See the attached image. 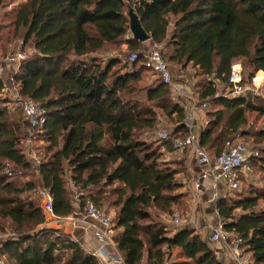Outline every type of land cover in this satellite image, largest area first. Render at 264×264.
I'll use <instances>...</instances> for the list:
<instances>
[{"label": "trees", "instance_id": "1", "mask_svg": "<svg viewBox=\"0 0 264 264\" xmlns=\"http://www.w3.org/2000/svg\"><path fill=\"white\" fill-rule=\"evenodd\" d=\"M129 9L148 41L165 45L164 59L186 75L193 97L206 103L199 145L211 159L226 141L251 135L245 129L248 114L264 117V97L219 95L234 64L244 68L243 83L264 72V0H25L11 32L22 33L33 53L12 81L21 96L43 106L45 123L32 140H43L46 147L32 170L21 149L23 113L15 108L9 114L8 101L0 99V233L13 234L0 241V252L11 264H99L79 240L42 227L37 181L49 190L58 217L73 212V188L80 206L88 199L99 208L109 204L113 240L125 264H222L193 230H170L155 220L183 202L180 175L189 153L176 150L171 139L146 137L156 131V110L172 122L171 137H185V112L156 76L153 85L137 86L140 71L150 70L143 50L127 64L99 59L107 45L121 40L129 50L140 49L142 43L129 32ZM260 90L264 93V83ZM255 135L264 137V129ZM165 153L171 154L168 162ZM260 157V151L250 156L247 176ZM29 171L36 181H13ZM247 176H238L239 186ZM215 209L225 231L241 239L250 264H264V188L218 197ZM173 250L177 260H170Z\"/></svg>", "mask_w": 264, "mask_h": 264}, {"label": "built area", "instance_id": "2", "mask_svg": "<svg viewBox=\"0 0 264 264\" xmlns=\"http://www.w3.org/2000/svg\"><path fill=\"white\" fill-rule=\"evenodd\" d=\"M164 51V44L153 43L145 47L142 53L146 65L150 67L153 74L169 86L172 94L178 101H182L180 104L185 112L184 125L187 134L185 137H171L170 133L163 132L160 135V139H171L172 146L178 151L183 149L190 151L195 163L202 167V178L210 177L212 179L213 195L211 200L216 201L218 197L217 183L223 180L228 189L232 191L237 189L239 186L238 176L250 172V156H257L258 151L252 153L244 144L237 140H228L219 155L214 159L210 158L208 153L199 145V130L195 124V112L204 110L207 105L205 102H198L185 86L187 80L184 73L179 74L177 79L172 77L169 65L163 56ZM25 58V54L19 51L9 52L2 60L0 59L1 94L8 95L10 99L9 110L18 108L23 113L27 125V139L31 143L34 130L40 128L45 123V110L39 102L29 97L21 96L18 93L12 81L13 73L8 72V69L13 66H15L16 70L19 69ZM136 59L137 54L134 52L130 53L129 60L134 61ZM226 85L225 92L219 95L234 97L244 95L247 92L258 95V91L260 90V85L255 83V77L251 79L250 84L243 83L239 64H234L231 67ZM30 158L31 169L37 170L39 160L34 156L32 150ZM7 172L8 169L5 170V173ZM198 182V180L194 182L195 188L198 187ZM71 187L73 188V186ZM73 190V202L75 204L73 212L66 217H58L53 213L49 190L42 185L36 189V196L45 220L44 225L68 224L71 232L81 231L84 235L93 237L97 241L98 246L95 250L88 249L83 243H80V246L96 257L100 264H125L113 240L114 229L112 219L102 208L97 207L89 199L80 206L77 201L79 192L75 188ZM171 221L176 228L181 225L182 216L178 210L172 212ZM229 234L232 233L225 231L223 223L218 218L211 227L209 242L218 246L222 253H227L233 264H250L251 256L243 252L241 239L234 238V241L231 243L229 241ZM6 259L5 255L0 252V264H7Z\"/></svg>", "mask_w": 264, "mask_h": 264}, {"label": "rangeland", "instance_id": "3", "mask_svg": "<svg viewBox=\"0 0 264 264\" xmlns=\"http://www.w3.org/2000/svg\"><path fill=\"white\" fill-rule=\"evenodd\" d=\"M25 0H4L3 2V6L0 7V59L2 60L9 52H19L21 51L22 53L25 54V57H29L33 51L32 48L30 47V45H24L23 44V38H22V33H20L17 36H13L12 35V23L14 20V16H15V11L18 9L19 5L22 4ZM152 43L150 41L148 42H144L141 44L140 49L137 51H132L128 49L127 44L124 42V40H121L120 42H117L116 44H112V45H107L105 48L104 52H101V55H99V59L101 60H107V58H119L122 60V62L124 64H127L130 60V53L132 52H136L139 53L142 50L145 49V47L151 45ZM239 64L240 67L242 66L241 63H236ZM169 68L171 70L172 74H175L176 71H179L178 67H176V65H173L172 63H169ZM117 68V67H116ZM243 68V67H241ZM244 69V68H243ZM11 72L13 74H15L18 69L16 70L15 66L10 67L8 69V72ZM140 75H141V81L138 83V87L139 88H144V87H148L150 85H153L156 82V77L153 74L152 70H142L140 71ZM188 88H190V86H188ZM191 91V88H190ZM219 93V91H218ZM258 96L263 98L264 97V93L262 92V90L258 91ZM0 99L1 100H6L5 102L8 101V105H7V111L10 114L12 110H9V106H10V99L8 97V95H3L1 94V90H0ZM180 103H182V101H179ZM206 108H204L205 110ZM157 114H158V121H157V126H156V131L153 134H148V136L146 137L147 140H160V135L163 132H168L170 133L171 130L173 129L172 126V122L169 121L168 119H166V117L159 111L156 110ZM247 129V131H249V133H251V135L249 136H241L238 137L236 140L242 144H244L247 149H249L252 153L255 151H260L261 153V160L260 161H256L253 165V172L251 174H248V176L246 177L245 181L243 183L240 184V186H238L236 191H232V192H224L222 193L221 196L223 197H231V196H238V194H243L244 192L247 193L250 189V187H258L259 189L264 188V137H259L256 136L255 133L258 130L264 129V117H260L258 115H256L255 113L252 114H248V126L245 128ZM24 133L27 134V127L26 130L20 134L21 137V149L22 151L25 153L26 157L30 158V154H31V150L34 153V156L39 160V162H41V159L43 158V156L45 155V147L46 144L43 140H32L31 143L28 142L27 136L24 135ZM23 136V138H22ZM145 136V135H144ZM258 151V153H259ZM258 155V154H257ZM164 161H170L168 156L163 155L162 156ZM172 159V157L170 158ZM176 159H182L181 156H177ZM191 169L188 170L186 173H183L182 175L185 177V179L187 180V182L191 183L194 179L193 174H194V168L195 167V161L193 160L191 162ZM180 175V177L182 176ZM36 174H34L32 171H29L28 173L24 174L23 177L19 178L17 180V178H15V183L17 182L18 184L23 183L24 181H28V180H35L36 181ZM41 184L40 182H36V189L38 187H40ZM236 194V195H235ZM36 195V194H35ZM37 197V196H36ZM189 207L190 205L185 202L183 200V202L176 206L170 213L168 214H162L160 212V216L158 218H155V220L157 221H162L166 227L170 230L176 229L175 226H173L172 221H171V215L172 212L174 210H178L181 213L182 216V220H186L188 221V215L186 214V212L189 211ZM207 207L208 206H204L203 209L207 212ZM102 210L107 213V215H109V217L112 219L113 215H114V211L113 209L109 206V204H106L102 207ZM211 209H208V211H210ZM238 213V212H237ZM189 216L191 217V221L194 222V220L192 219L195 217H198L199 219V224H203L202 226V233H201V238H204V235L207 234L208 237V241H209V235L211 232V227L214 225V223L216 222L214 220V218L210 216V219H207L206 217H202L200 212H199V207L198 204H194L193 209H191V213L189 214ZM204 218V219H203ZM211 219H213L211 221ZM189 222V221H188ZM187 222V223H188ZM186 222L181 223V225L178 228H181L182 226L187 227L188 229H191V227H193L194 223L191 225H187ZM58 226V225H56ZM55 226L53 225L52 227H48V228H54ZM62 228L63 231H65L66 226L61 225L60 226ZM8 229V228H6ZM8 230H6V233H0V241L3 240L5 237H9L12 236L13 234L10 232H7ZM4 232V231H3ZM75 233V232H72ZM199 233V232H198ZM231 233V232H229ZM76 236V233L73 234L72 236ZM234 235L229 234V241L232 243L234 241ZM207 241V240H206ZM214 248L215 252H220L221 249L218 246H211ZM222 252V251H221ZM224 257V258H223ZM223 257L221 258V262L222 264H233L232 260L229 258L227 253H223ZM6 258V257H5ZM179 257L177 256V250H173L171 252V259L170 260H177ZM8 260V259H6ZM7 264H11L9 261H6ZM170 262L167 261L166 264H169Z\"/></svg>", "mask_w": 264, "mask_h": 264}, {"label": "crops", "instance_id": "4", "mask_svg": "<svg viewBox=\"0 0 264 264\" xmlns=\"http://www.w3.org/2000/svg\"><path fill=\"white\" fill-rule=\"evenodd\" d=\"M146 42H148V41H146ZM32 51H33V49H32ZM181 73H183V72L178 71L175 74H172V77L174 79H177L178 75L181 74ZM258 73H262V75H263L262 79H260L259 77H257V79L260 80V86L259 87L261 88L262 85H263V83H264V72L263 71H258V72L255 73L254 77H256V75ZM185 86L188 88V86H190V84L188 82H186ZM188 90L190 91V88H188ZM180 99H182V98H180ZM195 116H196L195 117V124L197 125V129L199 130V133H200V130H201L202 126H203L204 111L203 110H199V111L195 112ZM177 153H178V151H177ZM188 153H189V155H187V159L184 161V164H185L184 165V167H185L184 169H185L186 172L191 169V167H190L191 166V162L194 160V158H193V156H192V154L190 153L189 150H188ZM165 154L169 158L171 157V154L170 153H165ZM169 158H167V159H169ZM195 167L196 168H194V174H193L194 179H193V181L191 183L187 182V180L185 179V177L183 175L180 177V180L182 181L183 186L179 190L178 193H182L183 196H182L181 200L182 201L184 200L185 202H187L190 205L189 211L186 212V214L188 215V221L189 222L186 221V220H182V223L183 222H186V223L188 222L187 225L188 224L191 225V224L194 223L193 224L194 226L191 227L192 230L195 233L201 235V233H202L201 231L203 229L202 228L203 224L202 223L199 224V220H198L199 218L198 217H195V218L192 217V219L194 220V222H192L191 219H190L191 217L189 216V214L191 213V209H193V207H194V204H198L199 212H200V214H201L202 217L204 216L207 219H210V216H211V218L212 217L213 218L215 217L214 218L215 221H217V219L219 217H218L217 210L215 209V202L216 201L215 200H211L212 199L211 197L213 195L212 179L210 177L202 178V167L198 166L196 163H195ZM242 175L246 176V173L245 174H242ZM196 180L199 181L197 188H195V185H194V182ZM224 192H232V190L228 189V187H226V185H225V181L221 180L220 182L217 183V194H218V197H221L222 193H224ZM218 197H217V199H218ZM204 206L205 207L208 206L207 207V212L203 209ZM208 209H211V210L208 211ZM212 220L213 219H211V221ZM44 223H45V220H44V222L42 224V227L45 226ZM52 226L53 225H51V226H45V228L52 227ZM54 226H55L54 227L55 229L58 228L63 233L68 234L70 237H72V238L74 237L75 240H79V242L81 244L83 243L90 250H95L97 248V246H98L97 241L93 237L86 236L81 231H76L75 232L76 233V236L75 235L72 236L75 233L72 234L71 228H70V226L68 224H64L63 225V226H66L65 231L62 230V228L60 227L61 225H58V226L54 225ZM182 227L184 228L185 226H182ZM176 229H179V228H176ZM114 233H115V231H114ZM202 239L203 240H207V242L209 243L210 246H214L213 244H211L208 241L207 234H205L204 235V238H202ZM84 251L87 252L88 254H90L88 251H86V250H84ZM216 255H217V258L221 261V258L223 257V253L221 251L220 252H216ZM97 261H98V259H97Z\"/></svg>", "mask_w": 264, "mask_h": 264}, {"label": "water", "instance_id": "5", "mask_svg": "<svg viewBox=\"0 0 264 264\" xmlns=\"http://www.w3.org/2000/svg\"><path fill=\"white\" fill-rule=\"evenodd\" d=\"M128 17L131 37L140 43L148 41L149 35L143 30L137 14L132 9L128 10Z\"/></svg>", "mask_w": 264, "mask_h": 264}, {"label": "bare ground", "instance_id": "6", "mask_svg": "<svg viewBox=\"0 0 264 264\" xmlns=\"http://www.w3.org/2000/svg\"><path fill=\"white\" fill-rule=\"evenodd\" d=\"M255 83H256L257 85H260V80L257 79V77H255Z\"/></svg>", "mask_w": 264, "mask_h": 264}]
</instances>
